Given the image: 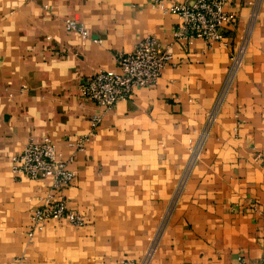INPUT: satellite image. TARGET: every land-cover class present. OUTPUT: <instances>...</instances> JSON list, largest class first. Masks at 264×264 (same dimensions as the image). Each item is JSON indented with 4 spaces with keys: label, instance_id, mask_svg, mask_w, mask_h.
Listing matches in <instances>:
<instances>
[{
    "label": "crops",
    "instance_id": "crops-1",
    "mask_svg": "<svg viewBox=\"0 0 264 264\" xmlns=\"http://www.w3.org/2000/svg\"><path fill=\"white\" fill-rule=\"evenodd\" d=\"M253 2L223 0V40L190 42L152 0H0V264H120L157 231L147 264H264V0L209 118ZM148 33L171 51L154 83L109 108L81 93V78L118 68L116 53ZM43 136L75 170L63 188L12 170ZM48 194L84 221L29 233Z\"/></svg>",
    "mask_w": 264,
    "mask_h": 264
},
{
    "label": "built area",
    "instance_id": "built-area-1",
    "mask_svg": "<svg viewBox=\"0 0 264 264\" xmlns=\"http://www.w3.org/2000/svg\"><path fill=\"white\" fill-rule=\"evenodd\" d=\"M158 6L175 12L180 21L174 28V36L192 41L201 37L208 42L223 40V24L232 20V15L223 7V0H152ZM259 0H254L248 24L239 37L237 46L231 54L222 89L218 94L215 106L222 97L224 90L231 82L245 50ZM69 25L81 28V24L73 18L68 19ZM83 29V28H82ZM171 51L169 44L159 40L154 34L148 33L139 39L130 50L119 51L115 55L116 69H98L78 82L81 93L92 99L102 108L112 107L115 100L128 96L134 86H144L156 81L161 68L169 61ZM101 112L91 114V124L95 126ZM86 136H79L77 147H82ZM194 153L196 148H194ZM12 170L18 175L40 178L50 177L51 188L60 189L70 184L75 177V170L67 164V159L57 149L49 136L39 140L28 139L20 150L12 156ZM51 217H62L67 221L80 224L84 221L82 213L67 205L65 196L46 195L30 213V230L41 228ZM157 236V235H156ZM154 235L146 252L139 259L126 257L120 264H147L148 256L155 244Z\"/></svg>",
    "mask_w": 264,
    "mask_h": 264
},
{
    "label": "rangeland",
    "instance_id": "rangeland-1",
    "mask_svg": "<svg viewBox=\"0 0 264 264\" xmlns=\"http://www.w3.org/2000/svg\"><path fill=\"white\" fill-rule=\"evenodd\" d=\"M211 117H212V116H211ZM211 117H210V118H211ZM181 185H182V183H181V182H178V184L176 185L175 194H176V192L180 189L179 187H181ZM158 230H159V229H158ZM156 231H157V230H156ZM157 233H158V231H157L156 233H154V234L151 236V238H150V240H149L150 242H149V244H148V247H149V245L151 244L154 235L156 236Z\"/></svg>",
    "mask_w": 264,
    "mask_h": 264
}]
</instances>
